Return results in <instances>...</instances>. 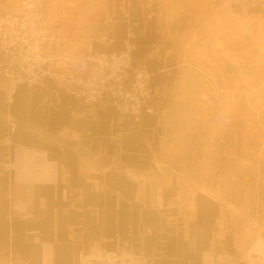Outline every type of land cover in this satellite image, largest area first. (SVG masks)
Masks as SVG:
<instances>
[{
	"label": "crops",
	"instance_id": "0c3cea01",
	"mask_svg": "<svg viewBox=\"0 0 264 264\" xmlns=\"http://www.w3.org/2000/svg\"><path fill=\"white\" fill-rule=\"evenodd\" d=\"M83 1L90 16L74 15L80 25L66 31L78 53L89 23L107 17L95 31L112 42L95 52H121L129 39L156 98L140 122L120 121L112 105L84 104L53 80L19 86L10 103L0 77V264H78L81 252L131 243L152 264H202L203 252H234L238 239L245 264H264V13L219 10L218 0ZM6 137L58 164L57 183L34 188L30 221L8 222ZM14 192L26 199L24 187Z\"/></svg>",
	"mask_w": 264,
	"mask_h": 264
},
{
	"label": "built area",
	"instance_id": "2783aa9c",
	"mask_svg": "<svg viewBox=\"0 0 264 264\" xmlns=\"http://www.w3.org/2000/svg\"><path fill=\"white\" fill-rule=\"evenodd\" d=\"M53 6L54 0H20L15 9L0 2V77L9 82L8 101L13 103L21 85L34 88L53 80L84 104H110L120 121L132 117L140 122L145 106L156 98V92L148 63L134 60L136 46L127 39L121 52L96 53L98 40H112L106 34L98 36V23L90 22L93 32L88 38L87 52L78 53L66 31L68 26L80 25L74 15L90 16L89 6L83 0H64V13L49 14ZM243 6L264 13V0H221L218 9ZM108 24V18L103 17L100 25ZM67 47L75 53H63ZM200 99L211 106L216 104L208 94L200 95ZM217 122L223 126L231 124L222 115ZM1 144L8 154L3 164V171L10 178L8 222L30 221L34 188L56 184L58 164L50 161L45 152L14 145L10 137ZM17 186L24 187L25 200L15 196ZM156 200V207L164 209L162 189H157ZM236 245L234 252H203L202 264H245L247 252L242 240L238 239ZM78 264H152V259L131 243L114 251L102 248L93 253L81 252Z\"/></svg>",
	"mask_w": 264,
	"mask_h": 264
},
{
	"label": "rangeland",
	"instance_id": "374dc122",
	"mask_svg": "<svg viewBox=\"0 0 264 264\" xmlns=\"http://www.w3.org/2000/svg\"><path fill=\"white\" fill-rule=\"evenodd\" d=\"M220 1L221 0H218V4H217L218 7H219V4H220ZM16 7H17V5L15 7L12 6L11 8L15 9ZM64 11H65L64 4H63V6H58V4H55L54 3V6L51 8L49 14H52V13H55V12L64 13ZM66 21L68 22L67 19H66ZM107 26H101V25L98 24L97 27H96V29H98L100 27L101 28H106Z\"/></svg>",
	"mask_w": 264,
	"mask_h": 264
}]
</instances>
